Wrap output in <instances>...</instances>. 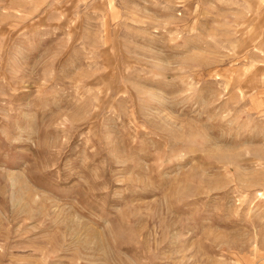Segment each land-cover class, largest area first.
I'll return each mask as SVG.
<instances>
[{"label":"rangeland","instance_id":"obj_1","mask_svg":"<svg viewBox=\"0 0 264 264\" xmlns=\"http://www.w3.org/2000/svg\"><path fill=\"white\" fill-rule=\"evenodd\" d=\"M0 264H264V0H0Z\"/></svg>","mask_w":264,"mask_h":264}]
</instances>
